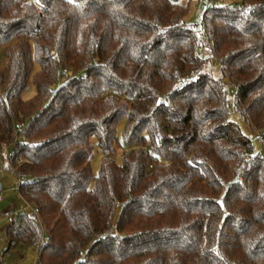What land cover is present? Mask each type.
Wrapping results in <instances>:
<instances>
[{
  "label": "trees",
  "instance_id": "16d2710c",
  "mask_svg": "<svg viewBox=\"0 0 264 264\" xmlns=\"http://www.w3.org/2000/svg\"><path fill=\"white\" fill-rule=\"evenodd\" d=\"M0 47V148L37 209L9 246L35 264H264V0H0Z\"/></svg>",
  "mask_w": 264,
  "mask_h": 264
},
{
  "label": "rangeland",
  "instance_id": "374dc122",
  "mask_svg": "<svg viewBox=\"0 0 264 264\" xmlns=\"http://www.w3.org/2000/svg\"><path fill=\"white\" fill-rule=\"evenodd\" d=\"M201 15L197 9L191 14L188 19V22H193L196 19H200ZM0 62L1 67L5 64V55L4 47H0ZM218 64L213 66V74L218 75ZM61 79H58L57 82L53 85L52 89H56L59 86ZM35 89L33 84L30 82L26 90L23 92L22 97L24 99H30L34 96ZM228 96L232 97V94L228 92ZM230 119L235 122L241 132L251 138L254 142L255 151L258 152L260 149V143L257 139L260 132L253 127L244 123V121L236 116L235 114L230 115ZM124 126V121L120 120L116 126V135L118 141H122L121 133ZM95 148L93 149V154L90 160V167L92 174L95 176L98 173L99 165L102 157L106 154L102 152L96 146V140L92 139ZM7 146H1L0 148V195L2 200L0 201V264H35L36 262V251L32 246L15 242L9 246L7 236L5 233V228L9 224L6 218L3 215L5 210H10L16 212L21 209L22 206L26 205V202L21 199L16 190V185L19 182V178L14 174L10 169H7L8 160L3 156V152ZM123 149L120 146H115L114 159L117 163L121 161V155ZM92 186V182L90 187ZM27 212L30 213V209H27Z\"/></svg>",
  "mask_w": 264,
  "mask_h": 264
},
{
  "label": "built area",
  "instance_id": "2783aa9c",
  "mask_svg": "<svg viewBox=\"0 0 264 264\" xmlns=\"http://www.w3.org/2000/svg\"><path fill=\"white\" fill-rule=\"evenodd\" d=\"M197 25H198V21H196ZM198 35H199V43H200V47L199 50L207 53L210 49V46H212V42L211 40H209L207 38V36H205L204 32L202 30L198 31ZM205 44V46H204ZM64 73L67 72L66 69L63 70ZM180 83V81L177 82V84ZM22 131V124L20 123H16L14 125V136L15 138L18 137V133H20ZM6 146V145H3ZM4 157L7 158L8 160V164H10L11 162V158L13 157V152L11 151V149L9 148V146H7L5 148V151L2 153ZM18 161H21L20 158H18ZM25 181L24 177H19V182H23ZM18 189V186H16V190ZM2 200V197L0 195V201ZM30 209V214L36 215L37 214V209L30 203L26 202V205L22 206L21 209L17 210L16 212L10 211V210H5L3 212L4 217L6 218V220L10 223L13 221L14 217L22 211H27V209Z\"/></svg>",
  "mask_w": 264,
  "mask_h": 264
},
{
  "label": "snow or ice",
  "instance_id": "6c2138e0",
  "mask_svg": "<svg viewBox=\"0 0 264 264\" xmlns=\"http://www.w3.org/2000/svg\"><path fill=\"white\" fill-rule=\"evenodd\" d=\"M37 2H39V0H37Z\"/></svg>",
  "mask_w": 264,
  "mask_h": 264
}]
</instances>
